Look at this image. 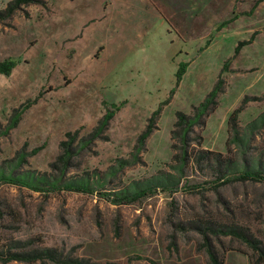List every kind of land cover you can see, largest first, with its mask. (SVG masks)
<instances>
[{
    "label": "rangeland",
    "instance_id": "1",
    "mask_svg": "<svg viewBox=\"0 0 264 264\" xmlns=\"http://www.w3.org/2000/svg\"><path fill=\"white\" fill-rule=\"evenodd\" d=\"M10 1L0 0V10ZM45 1V7L25 6L0 21V62H18L10 76L0 75V126L16 109L34 103L17 128L0 139V165L22 153L27 160L19 171L57 175L52 164L69 133H77L72 148L80 152L71 160L68 178L107 175L126 163L94 194L40 193L1 184L0 251L11 240L32 239L67 252L76 248V256L99 263L207 264L205 252L197 249L201 236L177 230L199 218L240 224L264 244L262 183L217 189L211 170L191 165L188 186L183 181L176 193L158 191L120 205L102 194L170 170L181 146L173 139L177 113L194 114L227 61L219 106L205 126L195 128L192 136L203 140L192 142L191 149L227 155L228 121L243 100L248 102L239 115L241 128L264 112V0ZM252 37L234 57L238 44ZM182 62L189 63L187 72L137 154L139 138L175 87ZM122 103L103 134L92 137L107 108ZM254 147L264 154V131ZM173 238L177 248L169 249ZM214 244L225 264H239L240 257L251 264L245 244L230 238Z\"/></svg>",
    "mask_w": 264,
    "mask_h": 264
},
{
    "label": "trees",
    "instance_id": "2",
    "mask_svg": "<svg viewBox=\"0 0 264 264\" xmlns=\"http://www.w3.org/2000/svg\"><path fill=\"white\" fill-rule=\"evenodd\" d=\"M261 1H258L259 4ZM38 4L47 6L45 0H11L4 9L0 10V21L10 20L16 13L24 11L25 6ZM257 6V5H256ZM237 19V15L231 20L223 23L218 30L230 24ZM254 37L249 41H243L235 48L234 57H236L242 48L252 42ZM209 42L207 43V45ZM227 61L221 72L219 79L211 92L207 95L202 103L195 108L193 115H187L183 112L177 113V122L173 131V139H177L181 144L179 153L173 157V165H170L169 171H160L153 177L142 182H133L117 192H103L106 200L113 204H131L137 202L155 192L176 193L183 186H188L187 171L189 166L194 165L199 170L209 169L215 175L217 189L223 186L236 183H262L264 184V154H257L254 150V144L264 131V112L255 120L249 123L245 128L239 125V115L247 104V98L243 100L242 105L237 108L229 118V139L227 141L228 154L216 153L209 150H192V142L202 143V136L195 134V128L205 126V118L217 110L219 106V97L225 91V81L222 76L230 65ZM18 62L15 60H6L0 62V75L10 76L16 68ZM189 63H180L176 72V85L170 91L168 98L163 101L158 109L152 113L146 130L142 133L138 141L137 154L145 147L146 141L157 129V122L163 112L165 106L169 105L175 96V93L183 80ZM258 100V99H255ZM32 101L16 109L8 121L6 126H0V139L9 135V133L17 128L22 115L33 105ZM121 105L112 104L99 125L94 130L92 137L99 138L115 114L120 110ZM104 106L108 107L107 103ZM77 133L67 134L69 141L61 143L63 153L57 159V163L52 167L59 169V174L49 175L40 174L35 171H19L20 166L26 162L25 154H20L17 160L8 161L0 165V185L10 184L20 188H26L34 192L60 193L62 191L78 192L85 194H94L108 184L109 180L116 177L120 170L125 166V161H121L117 169H113L107 175L96 174L87 177L68 178L67 172L70 167L71 160L79 150L75 151L72 144L76 139ZM194 138V139H193ZM234 146L235 153L232 154ZM83 149V146L79 148ZM176 145L173 150H176ZM41 149L37 148L31 152L36 155ZM252 153V154H250ZM183 181L186 183L182 186ZM182 186V187H181ZM179 231L193 230L201 236V243L198 251H204L207 256V264H225L224 255L220 254L215 248V240L221 241L222 238H230L245 244L251 251L249 256L251 264H264V244L262 240L254 236V234L240 224L234 222H216L210 219L191 220L187 223L179 225ZM170 248H177L175 238L171 242ZM76 248H72L68 252L65 249L55 247H44L37 245L32 239L28 240H11L3 251H0V262L9 264L10 262H20L24 264H120V263H99L90 259L80 258L75 254ZM150 263L155 264L149 260Z\"/></svg>",
    "mask_w": 264,
    "mask_h": 264
},
{
    "label": "crops",
    "instance_id": "3",
    "mask_svg": "<svg viewBox=\"0 0 264 264\" xmlns=\"http://www.w3.org/2000/svg\"><path fill=\"white\" fill-rule=\"evenodd\" d=\"M238 263L239 264H248V262L244 259V257H240L239 259H238Z\"/></svg>",
    "mask_w": 264,
    "mask_h": 264
}]
</instances>
